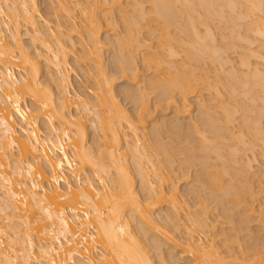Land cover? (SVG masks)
<instances>
[{
    "label": "bare ground",
    "instance_id": "1",
    "mask_svg": "<svg viewBox=\"0 0 264 264\" xmlns=\"http://www.w3.org/2000/svg\"><path fill=\"white\" fill-rule=\"evenodd\" d=\"M46 1L52 3V5L47 3L50 7H48L47 12H43L38 6V0H0V264H154L150 249L152 247L156 250L161 249L163 243L166 244V242L170 245L171 250L177 249L180 251L179 253L176 252V257H174L176 260L174 262L179 261L177 264H234L239 261L248 262L251 259L264 264V254L259 250L261 243L259 245L257 242L251 243L250 247L247 245V247H243L245 243L244 245L241 243L242 249L241 244H239V237L237 238L238 235L235 233V231L238 232L236 227L216 229L218 222L222 223V219L226 216L228 219L229 216L226 215L229 209L225 208L228 206L226 204L231 203L232 200L229 199V202L226 200L227 194L228 196L232 194L231 197L237 205L242 204L241 198L243 199V197L238 194L239 192H236V189L235 192L231 191L230 193L231 189L227 187L229 182L225 185L222 178V174L226 171V169L222 170L223 167L220 171L222 174L217 175L218 170L215 173V170L205 172L206 168L213 169L210 163L208 165L206 161V159L209 160L208 154L210 152L216 153L225 141L221 139L225 137L223 136L224 132L222 134L212 128L215 124L216 126L219 124H217L218 121L215 120L214 123V119L208 117L210 115L209 111H207L208 113L205 112L208 107V109L213 108V104L207 103L211 106L208 105L207 108H204L207 105L206 101L204 107L202 105L203 99L202 102L199 101L202 109L204 108V111H201L209 114L205 115L203 113L207 118L203 122L207 123L208 119H210V122L212 121L206 124V128L214 130L211 134L213 139L206 141L205 138L207 137L205 135H199L201 137L198 143L195 139L197 144L193 145V142L190 141L192 138H188L191 135L186 137L188 131H186V135L183 131L185 136H182L181 133L183 132L180 133V128L184 127V123L177 120L175 124H170V127L174 126L177 131L179 128L178 133L181 135H178L183 137L180 143L184 144H175L176 140L174 143L171 138L170 143L168 141L165 143L162 141L163 139L161 140V129L166 128L163 125H168L171 119H169L170 122L166 120V123L162 121L163 125L160 122L161 119L160 123L156 122L158 124L151 125L148 128L150 131L147 132L144 121L141 119L137 124L132 122L131 117L129 118L122 105L118 103L116 94H114L113 78L106 73L103 65L102 51L104 43L100 38L104 28L105 30L109 28L110 31H114L113 28H116L117 25L115 22L119 19L123 25V36L120 34L121 39L118 38V41H116L118 52L121 54L120 56L117 52L115 56V58L119 56L116 58L119 60L115 64L119 65V74L128 78V80H133L135 83L139 75V68L134 64L135 58L133 57L135 56H132V54L142 48L145 49V53L143 50V55L141 53V63L145 70L152 71L151 79L148 80L149 82L151 80L150 88L158 92L160 97L170 99L169 104H176L174 105L176 106L174 117L179 115L184 117L191 113V105L188 104L187 97L194 92L198 83L197 80L200 79L198 76L196 77L197 80L193 78L197 73L195 74L191 68L189 70V64L192 60L201 61L207 58L218 64L220 72L230 62L228 51L229 49L231 51V48L229 47L235 49L236 44L233 41H231L232 46H228L225 42L223 45L220 44L221 46L219 43V46L215 47L213 45L215 31L210 28L212 26L209 27L211 19L214 16H217L219 20L224 19L221 16L223 6L233 12L238 11L236 17L233 16L240 22L245 18L248 22L250 17L249 22H246L248 32L244 31L246 33L243 35H240L238 28H241L244 23L240 25L238 23L239 27L235 19L233 23L232 15L230 16L231 21H228L232 22L234 30L238 26V32L237 34L234 33L235 36L232 40L237 39L238 36V39H235L236 41L240 43V40H242L241 42H244L246 46H253L256 43L255 41H259H254V39H264L262 38L264 37V14H262L264 13V0H125L133 6L134 16H130L128 12L127 16V13L123 12L124 10L120 8L121 0ZM147 3L148 7L144 5H147ZM242 4H244L243 7ZM115 11L119 14L118 16L116 14L118 18L114 15ZM254 11H258L262 15L251 18V16L254 17L255 14H258L254 13L253 15ZM180 15L185 16L184 27L185 29L188 28V33L190 30V35L184 31V27H182L183 30L180 29L181 27L177 29L178 25L182 23L177 21ZM197 24L203 26V33L197 27ZM21 27L25 28L24 34L28 36L30 45L23 43ZM172 28L176 29L174 31H178V34H182L181 32L184 31L189 37L187 36L186 40L180 38V35L179 38L178 36L174 38L175 35L171 34L174 32ZM229 31L227 32L230 35V32H234L233 30ZM5 32H7L6 35ZM221 38L219 39L221 40ZM176 39L179 43L175 41ZM229 39H231V36ZM207 40L209 41L206 42ZM222 41L221 43H223ZM179 44L181 48L184 47L183 50L178 49L183 52L182 54L176 48ZM229 44L231 45V43ZM258 44L256 45L258 46ZM77 45L78 53L76 52L75 59L81 68L85 81L89 83V86H85V89L91 93V100L88 99L87 91L72 90L71 80L69 79V73L74 68L68 60L69 52L67 51H74ZM242 45L244 46V44ZM125 50L127 55L123 54ZM260 51L249 50L250 56L248 55V57L257 56L256 58L264 62V53ZM178 56H182L183 59L180 60L179 58L180 61H177ZM245 59L239 60L240 65L237 63L240 69L241 66H250H248ZM188 62L190 63L187 67ZM85 63H89V68ZM41 64L44 70L41 69ZM175 64H177L176 68ZM202 68L199 70L201 73ZM235 68L234 71H228L227 69L232 79L238 78ZM174 69L176 74L173 73L172 75L171 71ZM253 71L258 72L259 69L254 67ZM260 71L262 72L261 69ZM260 71L257 75L252 73V75L257 76V79L254 78L256 81L254 80L252 83L260 85L261 94L258 95L254 88H250L246 93L249 95L252 108L256 105L255 101L257 100L261 105H264V73L261 74ZM246 78L248 77L244 76L242 78L244 82ZM238 80L241 81V79ZM231 82L228 84L231 85ZM193 84L196 85L194 89ZM224 84L227 85V83ZM54 87L56 90H54ZM236 89H238L237 86L236 88L232 86L229 92L233 93L237 91ZM126 90L124 93L126 96L140 99L141 113L145 114L148 107L144 90L140 89L141 91H138V94L141 92L138 95L140 98L136 97L137 93L135 95L133 91ZM177 95L181 100L180 102H182L181 105H177L176 100H174V98H177V101H179ZM230 96H233V94ZM234 103L237 105V102ZM261 105L258 104V106ZM72 107L77 112L75 115L71 114ZM222 109L220 110L222 111ZM231 110L235 112L234 108ZM223 112H225V116L221 119L224 118L222 120L224 123L220 122L219 125L222 123L223 129L221 131H227L225 129L228 128L227 125L232 124L230 122L233 115L228 110ZM203 115L201 114V122ZM197 116H199V113ZM257 119L256 123L253 121V124L248 123V119L241 123L251 129L252 126L249 124L258 126ZM218 120L220 119L218 118ZM187 123L190 127L193 122L187 120ZM243 124L242 126H244ZM192 125L195 127L194 123ZM192 125L190 131L193 132L196 129ZM256 126L254 125V128ZM87 127L92 128V131L97 133H95V136L93 134L94 138H92L93 143H97L95 147L87 145V130L89 129ZM185 128H181V130H185ZM219 128L221 129V127ZM165 130L167 131V128ZM168 131L170 132V129ZM198 131L195 132V135ZM257 131L261 136V141L257 140V142L259 141L262 146L259 148L258 155L264 163V131L257 129L255 135ZM149 132L152 134L150 135ZM204 132L207 131L204 130ZM239 133L241 132L239 131ZM149 135L150 137L153 136L152 143L155 145L152 144V146H156L157 151L153 150L151 152L149 143V149L147 150L145 145L148 142ZM197 135L196 137H198ZM219 137L220 142L223 140L218 143L221 144L220 146L213 143L215 138ZM240 137L243 136L240 135ZM240 139L241 144L242 138ZM237 142L239 145V141ZM249 142L251 141L249 140ZM224 143L226 145V142ZM254 144L252 143L253 146ZM245 146L246 148H243V150L248 149L247 147H253L251 144ZM196 148L199 149L198 155L194 154ZM234 150L231 148V155L236 156L234 157L237 158L236 162L240 161L241 159L236 155L238 150ZM249 150L245 153L249 152L247 154H251L252 152L250 153ZM174 154L179 156L177 157ZM173 155L175 158L183 157L184 161H181V163L191 164L196 160V162L200 161L204 164V166L202 165L203 170H198V172L196 171L197 175L195 174V182L200 187V189L197 187L199 190L193 189L195 191H193V196L196 199L195 204L199 207V210L195 211L196 214H192L184 200L179 199L178 190L171 181L169 173L162 170L163 166L171 169L174 164L172 160H175ZM215 155L223 161L221 154L216 153ZM247 157L242 159L245 160L246 163L242 161L245 164L241 161L240 163L243 165L237 162L242 172L244 168L246 170L248 167L250 172L252 168L249 165L250 162L253 164L255 154L252 153L250 159ZM210 160L214 162L213 159ZM234 160L232 164L235 163ZM129 161L132 164L130 167L136 174L135 177H138L139 189L142 193L136 191L133 186V172H130L131 170L128 168ZM235 165L236 163L233 166ZM241 166H244V168L241 169ZM233 172L235 171L233 170ZM247 174L249 173L247 172ZM248 182L246 184H249ZM249 185L247 189L250 187ZM190 189L192 190V188ZM252 193L254 192L252 191ZM212 194L218 199L216 202H220L219 204L222 206L220 213L222 212L221 214L225 217L221 221H217L216 217L212 216L208 210L206 200L207 198L210 200ZM248 194H251L250 191ZM254 194L250 195L253 196V199ZM223 198H225V201ZM222 204L226 207L224 208ZM250 206L249 208L253 209L252 204ZM165 207L168 209L167 211H170L166 215L163 214V217L160 216L161 221L159 214L156 212ZM246 208L244 209L245 212L249 214L253 212L250 209L246 210ZM244 213L242 212V214ZM242 214L239 215L240 218ZM218 215L220 216V214ZM228 222H231V220H223V223H227V226ZM230 230H233L236 235L230 233ZM149 231L158 232V236L154 232V236L151 234L152 238L148 233ZM208 235H212L213 238H208ZM217 236H221L220 240H215ZM161 238L165 241L163 242ZM153 239L156 241L153 242L155 243L154 246L152 243H150L152 244L150 246L144 245V243L141 244L144 240ZM163 247H166V245ZM220 247L222 251L219 250ZM163 256L161 255V261L165 260ZM183 259H186V261L183 262ZM163 263H166V260Z\"/></svg>",
    "mask_w": 264,
    "mask_h": 264
},
{
    "label": "rangeland",
    "instance_id": "2",
    "mask_svg": "<svg viewBox=\"0 0 264 264\" xmlns=\"http://www.w3.org/2000/svg\"><path fill=\"white\" fill-rule=\"evenodd\" d=\"M50 1H52V0H50ZM121 2V7L120 8H122L123 10V12L124 13H129L130 14V16H134V12L132 11L133 10V6L132 5H130L129 3H127V1H125V0H121L120 1ZM47 3H49L50 5H52V3H50V2H48V1H46V0H38V6H39V8L43 11V12H47L48 11V7H50V5L49 4H47ZM180 3V2H179ZM178 4V3H177ZM53 5H55V4H53ZM145 6H147L148 7V3H147V5L146 4H144ZM177 6H180V5H177ZM244 6V4H242V7ZM46 8V9H45ZM132 8V9H131ZM227 8V7H226ZM225 8V6H223V8H221V11L223 12L222 14H221V16H223L224 17V19H225V21H224V19H221V20H219V18H217V16L215 17H213V19H211V23H210V25H209V27L210 26H212V27H210L211 29H213V31H215V36H214V39L215 40H213V42H214V46L216 47V46H219L220 44H224V42H225V44H228V46H232L233 45V43L231 42V41H233V42H235V49H232V47H229V48H231V51H230V49H229V51H228V55H229V58H230V62L229 63H227L226 65L228 66H225V67H223L224 69H222V71H220L219 72V68H218V64L216 63V62H211V60H208L207 58V60L205 59H203V60H201V61H194V60H192V62L190 63V62H188L187 63V67L189 66V70H190V68H191V70L193 69L194 70V73L196 74L195 75V77H193V78H195L196 80L198 79V78H200V79H198L197 81H198V83H197V86H196V88H195V86H194V84H193V89H194V92H192V93H190L189 95H188V97H187V100L189 101V103H188V101H187V103L189 104V105H191L190 106V108H191V115L189 114V115H187V116H176V117H174L176 114H175V112H176V106H174V105H176V104H169V101H170V99L169 100H167V99H165L163 96H161L160 97V94L158 93V92H156L154 89H152V88H150V86L149 85H151V80H150V82L148 81L149 79H151L150 77H151V72L152 71H150V70H145L144 69V67H143V64L141 63V53H142V50H143V48L141 49V50H137V51H135L134 49H133V51H135L134 52V54H132V56L134 55L135 57H133V58H135V62H134V64L139 68L138 69V76H137V79H136V81H135V83L136 82H139L138 84H135L134 82H133V80L131 81L130 79L128 80V78H125V77H123L121 74H119L120 72L118 71L119 69H118V66L119 65H115V64H117L116 63V61L117 60H119V59H116L117 57H119V56H117L116 58H115V56L117 55V52H118V45H117V43H116V41H118L117 39L119 38V39H121L120 38V34H122L123 33V30H122V22L119 20V19H117L116 20V22L115 23H117V25H116V28H113L114 29V31L112 30V31H110V29L109 28H106V30H105V28H104V33L102 32V34H101V40L103 41V47H104V49H103V57H104V59H103V65L105 66L104 68H105V71H106V73H108L109 75H111V78H113V89H114V94H116L115 96H116V98H117V101H118V103L120 104V105H122V108L124 109V111L125 112H127V114L129 115V118L131 117V119H132V122H135L136 124L137 123H139V121L142 119V121H144V123H145V125L147 126V132L148 131H150L148 128H150V126L151 125H153V124H155L156 122H159L161 119V123H162V121L163 122H167L166 120H168V122H170V120L169 119H171V122L168 124V125H166V124H164L163 125V123H162V125L164 126V127H166L167 128V131L165 130L166 128H164L163 126H162V128H164V129H161L162 131H161V133H162V135L160 134V136L162 137L161 138V140L162 141H164L165 143H167L166 141H168V143H170V140L172 139L173 140V142L175 143V140H176V143L175 144H177V143H180V141L182 140V138L183 137H181V136H179L178 134H180L181 132H185V135H186V131H188V135H186V137L187 136H189V135H191V136H189L188 138H192V139H190V141H192L193 142V145L195 144H197L198 143V141H199V139H200V137L201 136H199V135H205L207 138H205V139H207L206 141H210L211 140V138H212V136H211V134H213V131L215 130V131H219V132H221L222 134H223V132H224V134H226V135H224L223 134V136H225V137H223V138H221V139H223V140H225V141H223V145L222 146H220L221 144H218V143H221L219 140H221L220 139V137L219 138H215V141L213 142V140H212V142L214 143V144H218L219 146H220V149L216 152V153H218V154H221V157H222V159H223V161L219 158H217V157H215L216 155V153L214 152V153H212V152H210V154H208V158H209V160H207L206 159V161H207V163H208V165H209V163H210V165H211V167H213V169H211L210 167L209 168H206L205 169V172H207L208 173V170H215L214 171V173L217 171V175L219 174V173H221L220 171H222V170H225L226 169V171H224L225 173L224 174H222L223 176H222V178H223V180L225 181V185L228 183V185H227V187H229L228 189H231L230 190V193H231V191L233 192H235V189H236V192L238 193V194H240L242 197H243V199L241 198V205H237V203H234V202H236L234 199H233V197H231L232 196V194H229V195H231V196H228V194H227V197H225L226 198V200H228V202L230 201V200H232L231 201V203L229 202V203H227L226 204V206L228 205V206H230V207H226V206H224V204H222L223 206H224V208L225 209H229L227 212H228V214L226 213V215H229L228 216V219H230L231 220V222H228V226H227V223H223V220L225 219V220H227V221H230V220H228L227 219V216L225 217L223 214H221L220 213V211H221V208H222V206H221V204H219L218 202H216V201H218V199L215 197V196H213L214 194H212V196L211 195H207V196H211L210 197V200H208L209 198H207V200H206V203H207V205H208V210H209V212L211 213V215L213 216L214 215V217H216V219H217V221H221V219L223 218V217H225V218H223L222 219V223H220V222H218V224H217V230L218 229H220L221 227H225V228H228V227H233V228H235L236 227V229H237V231L238 232H236L235 231V233H237V238L239 239V244H241V243H243V245H244V243H245V245L243 246V247H245L246 245L247 246H249L251 243L253 244V243H258V245H259V247H260V251H261V253L262 254H264V221H262V220H264V219H262V218H264V212H261V211H264V172H262V171H264V168H262V167H264V163H262V161H261V159H260V156L258 155V153H259V148H261L262 146H261V143H259V141H261V136H260V133L257 131V133H256V135H255V131L257 130V129H260L261 131H264V113H262V112H264V109H262V107H264V105H261L260 104V102H259V100H257V101H255L256 103V105L252 108V104H251V102H250V100H249V95L248 94H246L247 92H248V90L250 89V88H254V89H256V90H254L255 92L257 91V94L259 95V94H261V91L262 90H260V85L259 84H253L252 82L255 80L254 78H256L257 79V76H255L254 74L252 75V73H255L256 75L258 74V72L260 71V69L262 70V72L260 71V73L262 74V73H264V62H262V60L260 61L258 58H256L257 56H251V57H248V55L250 56V54L248 53V51L250 50H252V51H254V52H258L259 50H261L260 52H262V53H264V50H262V48H264V39H259V38H256V39H254V41L255 40H259L258 42L257 41H255L256 43H254L255 45H253V46H246L245 45V43L244 42H241L242 40H240V43L238 42V41H236L237 39H238V36H237V39L235 40H232L233 38H234V36H235V34H237V32H238V30H239V33H240V35H243L244 33H246V32H248L247 31V23L249 22V19H250V17H249V19H248V22L246 21V18H245V20L244 19H242L241 21L242 22H240V20H238L237 18H235L236 16V14H237V12L238 11H236L235 10V12H233V11H231V10H229V8L228 9H226ZM179 9V8H178ZM228 10V12L226 13V11ZM41 11V12H42ZM232 12V14H231V12ZM116 13H114V15L116 16V14H117V16L119 15L118 14V12L117 11H115ZM128 13L126 14L127 16H128ZM254 13H258V11L256 12V11H254L253 12V15H254ZM203 14V13H202ZM228 14V15H227ZM230 14V15H229ZM262 14H264V13H262ZM261 13H258V14H255L254 15V17H252L251 16V18H255V17H257V16H261L262 15ZM200 16H202L201 14H199ZM232 15V16H231ZM235 17H234V16ZM257 15V16H256ZM116 16V17H117ZM183 16V15H182ZM181 15H180V18L177 20V21H179V22H182L181 23V25H178V28L177 29H179V27H181L180 29L181 30H183V28L182 27H184V23L186 22V20H185V16H183L182 17ZM199 16V17H200ZM227 16H229L228 18H227ZM230 16H231V18L233 19L232 21H233V23L236 21L237 22V25H238V23H239V25L240 24H242V23H244V24H242L241 25V28H238V26H236L235 27V30H234V26H233V24H232V22L230 23L229 21H231V18H230ZM199 17H198V19H199ZM219 17V16H218ZM223 17H220V18H223ZM234 17V18H233ZM118 18V17H117ZM182 18V19H181ZM202 18V17H201ZM215 18V19H214ZM78 19V18H77ZM76 19V20H77ZM184 19V20H183ZM234 19H235V21H234ZM119 20V21H118ZM181 20V21H180ZM200 20V19H199ZM229 20V21H228ZM118 21V22H117ZM185 21V22H184ZM227 22V23H226ZM247 22V23H246ZM180 24V23H179ZM182 24H183V26H182ZM246 24V26H244ZM229 25V26H228ZM235 25V24H234ZM242 26H243V28H242ZM197 27L198 28H200V30H202L201 31V33H203L204 32V30H203V26H199L198 24H197ZM202 27V28H201ZM233 29H232V28ZM240 27V26H239ZM223 28V29H222ZM226 28V29H225ZM231 30H230V29ZM237 28H238V30H237ZM184 29H185V27H184ZM221 29H222V31H221ZM230 31H234L233 33L232 32H230ZM241 29V30H240ZM243 29V30H242ZM174 30H176V29H173L172 28V31H174ZM188 28H186L184 31H186V33H188ZM237 30V31H236ZM20 31H21V34H22V36H21V38H22V41H23V43L24 44H26V45H30V42H29V39H28V36L26 35V34H24L25 33V28H23V27H21V29H20ZM122 31V32H121ZM181 32L182 34H178L179 32L178 31H174L173 33H171V34H174L175 36H174V38H177V36H178V38H179V35H180V38H184L185 40L187 39V36H188V34L190 33V30H189V33L188 34H186L185 32ZM227 31H229L230 33H231V35L227 32ZM244 31H246V32H244ZM224 34H223V33ZM175 33H177V34H175ZM220 33V34H219ZM235 33V34H234ZM242 33V34H241ZM250 33V32H249ZM7 34V32H5V35ZM191 34V33H190ZM189 34V35H190ZM233 34V35H232ZM222 36V38H221V36ZM225 35V36H224ZM122 36H123V34H122ZM173 36V35H172ZM230 36H231V39H229L230 38ZM189 37V36H188ZM219 38H221V40L219 39ZM224 38V39H223ZM228 38V39H227ZM262 38H264V37H262ZM115 39V40H114ZM184 39H183V41H184ZM222 39H223V41H222ZM110 40V41H109ZM113 40V41H112ZM178 39H176L175 41L177 42V43H179V41H177ZM218 40V41H217ZM220 40V41H219ZM227 42H226V41ZM230 40V41H229ZM209 40H207L206 42H208ZM217 41V42H216ZM221 41L223 42V43H221ZM111 42V43H110ZM237 42V43H236ZM261 42V43H260ZM209 43H211V42H209ZM218 43H219V45H218ZM229 43H231V45L229 44ZM244 44V46L242 45V44ZM257 43H259L258 44V46L256 45ZM174 44H176V43H174ZM237 44H239V45H237ZM262 44V45H261ZM117 45V46H116ZM182 45V44H181ZM242 45V46H241ZM176 46V45H175ZM180 46V44L179 45H177L176 46V48H177V51L178 52H180L178 49H182L183 50V48L184 47H182L181 48V46H180V48H178ZM221 46V45H220ZM239 46V47H238ZM261 46V47H260ZM117 47V48H116ZM243 47H244V49H243ZM248 47V48H247ZM254 47H257V48H255L254 49ZM226 48H228V47H226ZM238 48V49H237ZM240 48V49H239ZM250 48V49H249ZM78 45L75 47V50L74 51H71V50H69V51H67V52H69V54H68V60L70 61V64H71V66L74 68V69H72L71 71H70V73H69V79L71 80V86H72V90H74V91H80V90H82L83 92L84 91H87V94H88V99H90L91 100V93L89 92V90H87V89H85V86H89V83H87L86 81H85V79H84V77H83V74H82V71H81V68L79 67V64L76 62V59H75V55H76V52L78 53ZM117 49V50H116ZM258 49V50H257ZM77 50V51H76ZM181 50V51H182ZM247 52H246V51ZM256 50V51H255ZM71 51V52H70ZM144 51V53H145V49L143 50ZM233 51V52H232ZM238 51V52H237ZM230 52V53H229ZM241 52V53H240ZM119 54H120V52H118ZM181 54L183 53V52H180ZM246 53V54H245ZM118 54V55H119ZM123 54H125V55H127L126 54V50H125V52L123 51ZM142 55H143V53H142ZM180 55V54H179ZM120 56H121V54H120ZM124 57H126V56H124ZM240 57V58H239ZM242 57V58H241ZM179 58H180V60L181 59H183V57L182 56H178V58H176L177 59V61H180L179 60ZM244 58H246L245 60H247V64H248V66L249 67H246V66H241V69H240V66L238 67V62H240L239 60H241V59H243L244 60ZM209 63H208V62ZM118 62V61H117ZM198 62H200V63H198ZM261 62V63H260ZM177 63V62H176ZM190 63V64H189ZM195 63V64H194ZM204 64V65H202V64ZM211 63V64H210ZM231 63H232V65H231ZM238 63V64H237ZM87 63H85V65H86ZM178 64V63H177ZM177 64H175V68H176V65ZM189 64V65H188ZM199 64V65H198ZM214 64V65H213ZM246 64V65H247ZM42 65V64H41ZM193 65H194V67H193ZM240 65V64H239ZM258 65H260L259 67H258ZM87 66H88V68H89V63L87 64ZM86 66V67H87ZM116 66V67H115ZM203 66H205V67H203ZM255 68H257V69H259V71L257 72V71H253V69H254V67ZM84 67V66H83ZM187 67H185V69H187ZM193 67V68H192ZM203 67V68H202ZM236 67V68H235ZM243 67V68H242ZM91 68V67H90ZM174 68V67H173ZM172 68V69H173ZM200 68H202L201 69V71H202V73H203V71H204V73H203V75H201L202 73L199 71L200 70ZM234 68H235V73H236V75H238V78L237 79H232L230 76H229V73L227 72V69H228V71H231V70H233L234 71ZM253 68V69H252ZM41 69L42 70H44V67H43V65L41 66ZM171 69V70H172ZM251 69V70H250ZM188 70V69H187ZM197 72H196V71ZM221 70V69H220ZM92 71H94V70H92ZM237 71V72H236ZM242 71H243V73H242ZM246 71V72H245ZM206 72V73H205ZM251 72V73H250ZM257 72V73H256ZM16 73V72H15ZM171 73H172V75H173V73H174V75L176 74V71H175V69L173 70V71H171ZM179 73V72H178ZM193 73V74H194ZM247 73V74H246ZM259 73V75H261ZM16 74H18V73H16ZM206 76H205V75ZM249 75V76H248ZM18 76V75H17ZM194 76V75H193ZM198 76V78H196ZM204 76H205V78H204ZM208 76V77H207ZM244 76H247L248 78H246V80H245V82H244V79H242ZM225 77V78H224ZM230 77V78H229ZM230 79V81H229V79ZM42 79V78H41ZM238 79H241V81L240 80H238ZM195 80V81H196ZM201 80V81H200ZM223 80H225V81H223ZM227 80H228V82H227ZM236 80V81H235ZM129 81V82H128ZM223 81V82H222ZM231 81H233V82H231ZM237 81H239V82H237ZM256 81V80H255ZM132 82V83H131ZM229 82H231L232 84L231 85H229L230 83ZM237 82V83H236ZM221 83H223V84H221ZM224 83H227V85L226 84H224ZM229 83V84H228ZM244 83V84H243ZM141 84V85H140ZM223 85V86H222ZM254 85V86H253ZM207 86H208V88H207ZM224 86H226L225 88H224ZM232 86H234V88H236V86H237V88L238 89H236L239 93L237 94L236 92L237 91H235V92H233V93H230L229 91H230V88L232 87ZM136 87V88H135ZM138 87V88H137ZM139 87H140V89H142V90H144V94H146V105H147V107H148V110H146V112H145V114H143V112L141 113V110H142V107H141V104L139 103L140 102V99H138V98H135V97H129V95H127L128 96V98H127V96H126V94H124L125 93V90L127 89V90H130V91H133L134 93H135V95H136V93H137V95H136V97H139L138 95H140L141 94V92L138 94V91L140 90L139 89ZM144 87V88H143ZM229 89H228V88ZM257 87V88H256ZM55 88V87H54ZM125 89V90H124ZM133 89V90H132ZM228 89V90H227ZM54 90H56V88L54 89ZM126 90V91H127ZM137 91V92H135V91ZM226 90H227V92H226ZM258 90H259V92H258ZM141 91V90H140ZM154 91V92H153ZM242 91V92H241ZM133 93V94H134ZM142 93H143V91H142ZM158 93V94H157ZM216 93H217V95H216ZM221 93V94H220ZM236 93V94H235ZM245 93V94H244ZM220 95V97H219V95ZM231 94H233V96H230ZM178 96V95H177ZM177 96H175V97H177ZM197 97V99H196V97ZM216 96H218V97H216ZM238 96H239V98H238ZM235 97V98H234ZM136 99V100H134V99ZM140 98V97H139ZM178 98H179V96H178ZM212 98V99H211ZM138 99V100H137ZM200 99V100H199ZM203 99V101L204 102H202L201 100ZM217 99V100H216ZM174 100H176V103H177V105H181L182 104V102H180L181 100H180V98H179V101H177V98H174ZM231 100H233V101H231ZM236 100V101H235ZM240 100V101H239ZM199 101L200 102H202L203 104V107H204V104H205V101H206V104L207 103H210L212 106H214L213 108L212 107H210V109H208L206 106H208L209 104H207V105H205V107L204 108H207L206 110H205V112L206 113H208L207 111H209V114H205V112H202L201 110H203L202 109V105L199 103ZM208 101V102H207ZM137 102V103H136ZM220 102H222V103H220ZM234 102H237V105H236V103H234ZM259 102V103H258ZM191 103V104H190ZM239 103V104H238ZM258 104L259 105H261V106H258ZM140 105V106H139ZM201 105V106H200ZM211 105H209V106H211ZM218 105V106H217ZM224 107H223V106ZM228 105V106H227ZM223 107V109H222V107ZM227 106V107H226ZM230 106H231V108H230ZM233 106V107H232ZM236 106V107H235ZM219 107V108H218ZM227 109H226V108ZM258 107V108H257ZM230 108V109H229ZM234 108V110H235V112H232V110L231 109H233ZM241 108V109H240ZM200 109V110H199ZM220 109H222V111L220 110ZM243 109V110H242ZM255 109V110H254ZM261 109V110H260ZM212 110H215V111H212ZM224 110H228L229 111V113L231 114V115H233V116H231L232 117V121L230 122V123H232V124H229V125H227L228 126V128L227 129H225V130H227V131H221L222 129H223V127H222V123H221V125H219L220 124V122H223L224 123V121H222V120H224V118L223 119H221L222 117H224L225 116V112H223ZM233 110V111H234ZM252 110V111H251ZM259 110V111H258ZM71 114L73 113L74 115L77 113L76 112V110H75V108H71ZM175 111V112H174ZM204 111V110H203ZM249 111H251V112H249ZM202 112V113H201ZM211 112V113H210ZM254 112V113H253ZM256 112V113H255ZM198 113H199V116H197L198 115ZM203 113L205 114V115H209L208 117L210 118V119H214V123H215V120L216 121H218L217 122V124L219 125V127H221V129L218 127V125L216 126V124L214 125V126H212V128L214 129H209V128H206V124L208 123V122H210V119H208L207 121V123H204L203 121H204V119H207V118H205V116L203 115ZM232 113H234V114H232ZM251 113V114H250ZM201 114L204 116L203 117V119H202V122H201ZM223 114V115H222ZM255 114H257V115H255ZM250 117H249V116ZM255 115V116H254ZM212 116H213V118H212ZM218 116V117H217ZM220 116V117H219ZM259 116V117H258ZM179 117V119H177ZM207 117V116H206ZM217 117V118H216ZM245 117H247L246 119H245ZM249 117V118H248ZM173 118V119H172ZM175 118H176V121H175ZM216 118V119H215ZM218 118L220 119V120H218ZM251 118V120H249ZM253 118V119H252ZM257 119V121L259 122L257 125L258 126H256V124H254L256 127L254 128V125H252L255 121H256V119ZM144 119V120H143ZM153 119V120H152ZM234 119V120H233ZM247 120L248 119V123L250 122V123H252V124H249V125H251L252 126V128L254 129H250V128H248L245 124H243V123H241V122H245V120ZM255 119V120H254ZM177 120H179V121H182L183 123H184V127H186L185 128V130L184 129H182L181 130V128H184V127H181L180 128V133H178V131H179V128H178V131H177V128H176V130L174 129V126L173 127H170V124L172 125V123H174L175 124V122H177ZM188 120V122H193L194 124H195V127L192 125V127H194V129H196L195 131L193 130V132L192 131H190V130H192V128H191V125H190V127H189V123H187L188 124V127H187V124H186V121ZM262 120V121H261ZM146 121V122H145ZM155 121V122H154ZM173 121V122H172ZM185 121V122H184ZM200 121V122H199ZM254 121V122H253ZM159 122V123H160ZM205 122H206V120H205ZM212 122V121H211ZM210 122V123H211ZM262 124H261V123ZM204 123V124H203ZM256 123V122H255ZM156 124H158V123H156ZM185 124H186V126H185ZM199 124V125H198ZM242 124L244 125V126H242ZM259 124H260V126H259ZM166 125V126H165ZM205 126V127H204ZM90 127H91V125H90ZM208 127V126H207ZM244 127V128H243ZM246 127V128H245ZM259 127V128H258ZM89 127H87V129H88ZM189 128H191V129H189ZM199 128V129H198ZM205 128V129H204ZM217 130H216V129ZM170 129V132L168 131ZM171 129H173V130H171ZM188 129V130H187ZM205 131H207V132H204V130ZM207 129V130H206ZM219 129V130H218ZM93 129L92 128H89L88 130H87V135H88V137H87V141H88V144L87 145H89V146H92V147H95L96 145H97V143H93V139L92 138H94L93 137V134H94V136H95V133H96V131H95V133L92 131ZM199 130V131H198ZM210 130H211V132H210ZM251 130H253L254 131V133H252L251 132ZM171 131H173V132H171ZM177 131V132H176ZM198 131V137H196V135H195V132H197ZM239 131L241 132V133H239ZM247 131V132H246ZM248 131H249V134H248ZM176 132V133H175ZM184 132L183 133H181L182 134V136H185L184 135ZM226 132V133H225ZM173 133V134H172ZM201 133H203V134H201ZM208 133V134H207ZM233 133V134H232ZM97 134V133H96ZM149 134L151 135L152 133L151 132H149ZM180 134V135H181ZM235 134V135H234ZM239 134V135H238ZM244 134V135H243ZM150 135H149V138H148V142L146 143V145L145 146H147V150L149 149V148H151V152H153V150H155V151H157L156 150V146H152V142H153V136H151L150 137ZM168 135V136H167ZM169 135H171V136H169ZM174 135V136H173ZM176 135V136H175ZM178 135V136H177ZM228 135V136H227ZM240 135H242L243 137H240ZM251 135H253V136H251ZM174 138H173V137ZM227 136V137H226ZM236 136V138L237 137H239V138H234ZM196 137V138H195ZM171 138V139H170ZM194 138V139H193ZM228 138V139H227ZM240 138H242V143H243V145H242V143L240 144ZM249 138V139H248ZM153 139V140H152ZM178 139V140H177ZM197 140V143H196V140ZM213 139V138H212ZM240 139V140H239ZM244 139V140H243ZM252 139V140H251ZM256 139V140H255ZM239 141V145H238V142L237 141ZM249 140L251 141V142H249ZM255 140V141H254ZM257 140H259L258 142H257ZM146 141V140H145ZM178 141V142H177ZM253 141V142H252ZM172 142V143H173ZM192 142H190V143H192ZM211 142V143H212ZM224 142H226V145H224L225 143ZM256 142V143H255ZM143 144L145 143L144 141L142 142ZM148 143H149V148H148ZM212 143V144H213ZM244 143H245V145L247 144V146L248 145H250L251 144V146H253L252 145V143L254 144V146L253 147H247L248 149H244L243 150V148H246V146L244 145ZM151 144V145H150ZM180 144H184V143H180ZM179 144V145H180ZM153 145H155V144H153ZM256 145V146H255ZM259 145V146H258ZM243 146H245V147H243ZM261 146V147H260ZM198 147V146H197ZM222 147V148H221ZM256 149H255V148ZM231 148H233V149H235V150H238L237 152H238V154L236 153V155H237V157H239L241 160V162L243 161L242 159H245L244 157H249V159H250V155L253 153V154H255V161L253 160V164H251V162H250V167L252 168L251 170H250V172H249V167L245 170V168H244V166H241V169L242 168H244V171L242 172V170H240V168L238 167V165L239 164H242L243 162H245V160L242 162V163H240V161L238 160L237 162H239V164L236 162V159L237 158H234V157H236L235 155H231ZM238 148V149H237ZM251 148V150H249ZM254 148V149H253ZM258 148V149H257ZM223 149V150H222ZM240 149V150H239ZM234 150V151H235ZM243 150V151H242ZM247 150H249L250 151V153L251 154H247V153H249V152H247V153H245ZM255 150V152H253ZM149 152H150V150H149ZM155 153V152H154ZM228 153V154H227ZM194 154H196V155H198L199 154V149L198 148H196L195 150H194ZM222 154H224V155H222ZM240 154V155H239ZM174 155H177V154H174ZM173 155V156H174ZM181 155V154H180ZM226 155V156H225ZM228 155V156H227ZM162 156V155H161ZM172 156V157H173ZM179 155H177V157H178ZM225 156V157H224ZM242 156H243V158H242ZM155 157L157 158V156H156V154H155ZM158 157H160V156H158ZM175 158V156H174V161L172 160V162H174V164L172 165V167H171V169H168V168H166L165 166H163L162 167V170H163V172H168L169 173V177L171 178V181L174 183V185L176 186V188H177V190H178V196H179V199H181V200H184V203L188 206V209H189V211L192 213V214H194L195 213V211H198L199 209V207L197 206V204H195L196 203V199L194 198V193H193V189L194 188H196V190H199L200 189V187L196 184V175H197V172H198V170H203V166H204V164L202 163V162H200V161H197L196 162V160L194 161V162H196V163H191V164H188V163H186V162H182L181 163V161H184V159H183V157L181 158V156L179 157V158ZM211 157V158H210ZM228 157H230L229 159H227ZM233 157V158H232ZM247 157V158H248ZM160 158H162V157H160ZM160 158H158V159H160ZM216 158V159H215ZM238 158V159H239ZM173 159V158H172ZM210 159H213V161L215 162H212ZM235 161V163H236V165L235 166H237V167H235V166H233L235 163H233L232 164V161L233 160ZM249 159H248V161H249ZM216 160V161H215ZM220 160V161H219ZM226 160H228V161H226ZM131 161V160H130ZM129 161V162H130ZM225 161V162H224ZM217 162V163H216ZM218 162H220V163H218ZM227 162H228V164H227ZM145 163V162H144ZM185 163H186V165H185ZM202 163V164H201ZM214 163V164H213ZM246 163V162H245ZM245 163H243V164H245ZM188 164V165H187ZM213 164V165H212ZM223 164V165H222ZM226 164V165H225ZM242 164V165H243ZM249 164V163H248ZM201 167H200V166ZM203 165V166H202ZM205 165H206V163H205ZM216 165V166H215ZM219 165H221V166H219ZM128 168H130V172H133V169H132V167H130V166H132V164H131V162L130 163H128ZM218 166V167H217ZM240 166V165H239ZM253 166V167H252ZM199 167H200V169H199ZM221 167V168H220ZM222 167H223V169H222ZM226 167V168H225ZM231 167V168H230ZM215 168V169H214ZM217 168V169H216ZM228 168V169H227ZM197 169V170H196ZM222 169V170H221ZM233 170L235 171V172H233ZM197 171V172H196ZM228 171V172H227ZM242 172V173H241ZM247 172L249 173V174H247ZM228 173V174H227ZM232 173H234V174H232ZM244 173H245V175H244ZM196 174V175H195ZM206 174V173H205ZM220 174V175H221ZM237 175V176H236ZM242 175V176H241ZM136 176V174H134V172H133V183H134V188L136 189V191H139V193H142V192H140V183H139V180H138V177H135ZM244 176V177H243ZM248 176V177H247ZM246 177V178H245ZM244 179V180H243ZM246 179H247V181H249L248 183L250 184H246ZM232 180V181H231ZM240 180V181H239ZM135 181V182H134ZM236 181V182H235ZM235 182V183H234ZM196 184V185H195ZM231 184V185H230ZM242 184V185H241ZM239 185V187H240V185H241V187L239 188V187H237ZM250 186L248 189H250V188H252V189H250L249 191H250V193L251 194H248L249 193V191H248V189H247V186ZM192 186V187H191ZM196 186V187H195ZM231 186H233V187H231ZM245 186V187H244ZM199 189H198V188ZM234 187H236V188H234ZM243 187L246 189H244L243 190ZM190 188H192V190L190 189ZM238 188V189H237ZM241 190V191H240ZM188 191H189V193H188ZM252 191L255 193H252ZM195 192V191H194ZM240 192H242V193H240ZM138 193V194H139ZM219 193H220V191H219ZM252 194H254V199H253V196L251 197L250 195H252ZM142 196H143V194H141ZM248 195V196H247ZM225 196V195H224ZM223 196V197H224ZM245 196V197H244ZM214 197H215V199H214ZM225 198H223V200L225 199ZM228 198V199H227ZM232 198V199H231ZM251 198V199H250ZM213 201H212V200ZM217 199V200H216ZM230 199V200H229ZM215 200V201H214ZM234 200V201H233ZM244 200V201H243ZM251 200V201H250ZM195 201V202H194ZM208 201H209V203H208ZM225 201V200H224ZM218 203V204H217ZM243 203H245V204H243ZM262 203V204H261ZM209 204H210V206H209ZM230 204V205H229ZM247 204V205H246ZM252 204V207H253V209H250L251 208V205ZM217 205H218V207H217ZM235 205H237L236 206V208L237 207H239V208H237V210H236V208H234V206ZM248 206V207H247ZM249 206H250V208H249ZM211 207V208H210ZM220 207V208H219ZM246 208V210L247 209H250V210H252L253 212L252 213H248V212H245V208ZM260 207V208H259ZM230 208H231V211H230ZM236 210H234V209ZM244 208V209H243ZM259 209V210H258ZM168 209H166V207L165 208H163V209H161V210H158L156 213H158L159 214V219H161V221H162V218L161 217H163V214L164 215H166V213H168L169 211H167ZM210 210H212V211H210ZM239 210H241V211H239ZM244 210V211H243ZM238 211V213L240 212V214H242V212L244 213V214H242V216L244 215V217H242L241 216V218H240V214H238V213H236ZM230 212V213H229ZM231 212H233L232 214H233V216H232V214H231ZM197 213V212H196ZM195 213V214H196ZM246 213H248L247 215H245ZM218 214H220V216L218 215ZM238 215V216H237ZM261 215V216H260ZM161 216V217H160ZM235 216V217H234ZM260 216V217H259ZM213 217V218H214ZM234 219H236V220H234ZM232 218V219H231ZM261 218V219H260ZM188 219V218H187ZM243 219H245L244 221H242ZM249 219V220H248ZM233 220V221H232ZM239 220V221H238ZM240 220H241V222H240ZM187 221V220H186ZM185 221V222H186ZM262 221V222H261ZM235 222V223H234ZM238 222V223H237ZM244 222V223H243ZM186 223H188V222H186ZM232 223V224H231ZM234 223V224H233ZM237 223V224H236ZM242 223H243V225H245V226H243L242 225ZM239 224V225H238ZM162 225V224H161ZM241 225V226H240ZM240 226V227H239ZM137 228V227H136ZM136 228H134V229H136ZM241 228H243L242 230H241ZM240 231V232H239ZM156 234H155V233ZM149 233V235H151V234H153V236H154V234L155 235H157V233L158 232H156V231H149L148 232ZM230 233H232L233 235H236V234H234V232H233V230H230ZM239 233V234H238ZM250 236V238H249V236ZM153 236L151 235V237L153 238ZM158 236V235H157ZM152 238H150V239H152ZM208 238H213V236L212 235H208ZM220 238H221V236L219 237V236H217V237H215V240H220ZM161 239H163V238H161ZM261 239V240H260ZM250 240V241H249ZM255 240V241H254ZM145 241H146V243H145ZM151 241V242H150ZM155 240L153 239V240H149V241H147V240H144L143 242H141V244H143L144 243V245L146 244V245H152L153 244V246H154V244L155 243H153ZM165 240L163 239V242H164ZM149 242V243H148ZM156 242V241H155ZM150 243H152V244H150ZM251 244V245H252ZM164 245H166V247H163ZM262 245V246H261ZM169 246V247H168ZM246 246V247H247ZM243 247H242V244H241V248L243 249ZM250 247V246H249ZM151 248V247H150ZM169 248V249H168ZM244 249H246V248H244ZM163 250V251H162ZM219 250H221L222 251V248L220 247V249ZM224 250V249H223ZM150 255L152 256V260H153V262H154V264H162L165 260H166V263H163V264H173V263H175V264H177L178 262H174V261H176L175 259H174V257H176V252H180L179 250H177V249H170V245L168 244V242H166V244L165 243H163V245L161 246V249H157L156 250V248L154 249V247H152V249H150ZM172 254H173V256H172ZM175 254V255H174ZM161 255H164L163 256V258L165 259V260H163V261H161L162 260V258H161ZM160 256V257H159ZM160 258V259H159ZM183 262L184 261H186V259H183L182 260ZM182 261H180V262H182ZM162 262V263H161ZM234 264H262V263H259L257 260L255 261L254 259H251L250 261H248V262H242V261H239V262H235Z\"/></svg>",
    "mask_w": 264,
    "mask_h": 264
}]
</instances>
